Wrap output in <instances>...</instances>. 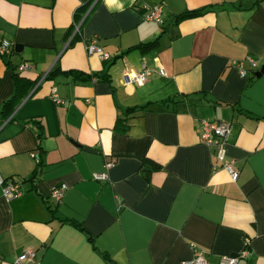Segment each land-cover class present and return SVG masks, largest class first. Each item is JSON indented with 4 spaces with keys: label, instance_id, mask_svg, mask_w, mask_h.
<instances>
[{
    "label": "crops",
    "instance_id": "obj_1",
    "mask_svg": "<svg viewBox=\"0 0 264 264\" xmlns=\"http://www.w3.org/2000/svg\"><path fill=\"white\" fill-rule=\"evenodd\" d=\"M145 2L163 5V23ZM0 35L13 42L9 65L0 57V109L11 66L29 61L16 69L36 80L0 112V175L23 190L7 200L0 184V264L26 247L37 264H194L193 246L206 264L246 247L238 264H264V0H0ZM93 36L108 59L87 53ZM248 55L256 68L238 64ZM143 65L142 83L125 80ZM200 118L230 123L235 180L213 168Z\"/></svg>",
    "mask_w": 264,
    "mask_h": 264
},
{
    "label": "built area",
    "instance_id": "obj_2",
    "mask_svg": "<svg viewBox=\"0 0 264 264\" xmlns=\"http://www.w3.org/2000/svg\"><path fill=\"white\" fill-rule=\"evenodd\" d=\"M141 7L144 9L145 17L147 19L154 20L158 23H163V5L161 3H143ZM80 23H74V32L78 31ZM88 54L96 53L101 59H108L109 53L103 49L98 43L97 37L93 36L90 38L85 45ZM13 49V42L8 38L0 35V56L8 55ZM248 61L251 67L256 68L257 61L251 57L246 56L244 60L239 61V65L244 61ZM29 61H22L17 65L18 69L28 68L30 66ZM160 73H165L162 67H159ZM151 72V68L143 65L142 69L136 72H126L124 78L127 82L142 83L146 76ZM239 73L242 76L246 75V69L240 66ZM51 96L56 102H62L56 91L55 87L52 88ZM198 131L202 142L212 146L214 148L213 155V168L220 166L224 168L235 180L238 177V169L235 166L233 158L226 157L225 143L231 133V125L227 121L223 120H210L206 118H200L198 120ZM112 160H106L105 168L108 169L112 165ZM95 179L106 180L108 178L107 171H95L92 173ZM0 184L2 195L5 199L10 200L22 193L20 182L13 178H5L0 175ZM67 184L65 182H59L52 186L50 189V195L54 200L59 201L63 196L64 190ZM248 253V248H243L235 253H224L221 254L218 260V264H238L239 259L244 257ZM194 264H206V253L203 248L193 246V256L191 259ZM14 264H37L36 263V252L31 247H26L19 253L15 259Z\"/></svg>",
    "mask_w": 264,
    "mask_h": 264
},
{
    "label": "trees",
    "instance_id": "obj_3",
    "mask_svg": "<svg viewBox=\"0 0 264 264\" xmlns=\"http://www.w3.org/2000/svg\"><path fill=\"white\" fill-rule=\"evenodd\" d=\"M83 9L85 10V6H83ZM198 11H190V12H184L181 13L179 16H182L184 14H190V13H196ZM77 35V31L74 32L73 38ZM158 44V37L149 40V41H145V42H139L136 43L132 46H130L129 48H137L139 50H141L142 52L156 46ZM3 57L6 60L5 56H0ZM6 64L9 65V61L6 60ZM12 68V77L14 80V91L11 94L10 97H8L7 99L4 100V102L2 103L0 112L4 115V116H8L10 114V111L14 108V106L22 99V97L24 95H26V93L28 92V90L34 85L36 80H31L25 76H23L22 74H20V72L16 69V66H11ZM131 109V108H130ZM29 121L24 122L22 125L27 124ZM31 122H35L33 121V119H31ZM36 123V122H35ZM37 126V140H38V146L40 147V139L43 136V127L42 124L40 123H36ZM114 129L117 131H125L127 129V124L125 122V118L124 117H116L115 122H114Z\"/></svg>",
    "mask_w": 264,
    "mask_h": 264
},
{
    "label": "water",
    "instance_id": "obj_4",
    "mask_svg": "<svg viewBox=\"0 0 264 264\" xmlns=\"http://www.w3.org/2000/svg\"><path fill=\"white\" fill-rule=\"evenodd\" d=\"M262 72H264V64L260 67V69L256 72V75H260Z\"/></svg>",
    "mask_w": 264,
    "mask_h": 264
}]
</instances>
